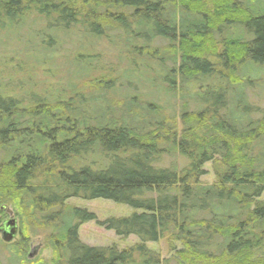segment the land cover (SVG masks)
<instances>
[{"label":"trees","instance_id":"trees-1","mask_svg":"<svg viewBox=\"0 0 264 264\" xmlns=\"http://www.w3.org/2000/svg\"><path fill=\"white\" fill-rule=\"evenodd\" d=\"M211 3L202 13L196 10L203 0H0V23L35 10L51 18L49 28L80 24L89 35L119 37L134 57L131 65L161 71L165 62L174 64L162 82L170 93L179 89L182 122L179 133L176 116L158 102L114 100L109 91L116 80L108 75L73 84L62 105L39 99L45 110H21L0 89V223L3 207L12 205L22 235L7 244L9 264H185L195 258L264 264L256 259L264 249V108L248 93L254 79L264 81V0ZM215 30L224 46L217 68L209 58L216 54ZM155 39L167 44L152 47ZM209 43L215 44L210 51ZM190 79L197 83L192 94ZM88 154L89 162L80 164ZM164 155L179 156L182 166H160ZM208 162L214 163L212 184L201 180ZM73 197L134 209L99 223L139 243L123 250L83 243L80 225L97 217L68 205ZM41 227H50V261L27 257L26 244ZM165 238L181 247L161 259L147 243Z\"/></svg>","mask_w":264,"mask_h":264},{"label":"rangeland","instance_id":"rangeland-1","mask_svg":"<svg viewBox=\"0 0 264 264\" xmlns=\"http://www.w3.org/2000/svg\"><path fill=\"white\" fill-rule=\"evenodd\" d=\"M206 1L208 3L203 0V4L206 3L205 6L199 4L200 8L196 10L197 12L203 13L206 9H213L211 0ZM240 1L244 2L245 0ZM50 19L45 15L38 14L35 10H29L23 18L12 24L9 22L0 23V89L5 94L4 96L18 99L21 110L33 109L37 111L39 108L45 110L49 107L45 105L39 107V103L36 102L44 98V101L46 99L48 101L58 100L60 101L59 104L62 105L63 101H68L73 96L68 89L73 84L78 86L81 85L80 81L83 79L91 78L95 80L103 75H108L109 78L116 80L115 85L109 91V95L113 96L114 100L122 101L127 97H135L139 99L138 101L158 102L165 107L168 112L166 115L176 116L179 125L178 131L179 133L182 132V122L179 116L181 100L179 95H177L179 89L176 93H170L167 91L168 84L162 82L164 75H166V67L173 68L174 64L165 62V68L161 71L155 66H152V70H149L141 62L131 65L134 57L128 53L125 42L119 37L110 38L89 35L80 24L66 29L59 27L49 28ZM212 32L216 42H218L220 35L216 30ZM34 33L42 34L44 37L34 35ZM249 37V35H246L247 39ZM49 41L52 42L49 45L50 48L47 47ZM166 44L167 42L163 40L155 39L152 47ZM206 45L209 51L213 47L210 43ZM215 46L216 54L210 55L209 58L213 65L216 66L217 64V68L221 65L218 55L223 51L224 46L220 41ZM260 74L261 72L259 74L254 72L253 77L257 78ZM261 76L264 77V70ZM253 81L252 90L248 89L250 98L253 103L264 108V85H261V87L258 84H264V81L261 79H254ZM199 82L211 85L218 84V81L215 80L214 82V79H201V81L199 79ZM192 84L195 86H192ZM184 86L186 85L182 84V87ZM187 86L190 89V91H187L189 94L197 90V83H193L192 80ZM190 100L192 101V99ZM191 101H188L190 108L195 109ZM4 156L5 154H0V160ZM91 157L92 155L88 154L80 158L78 162L80 164L87 163ZM173 162L178 167L182 166V158L177 155L171 158L164 155L160 166L168 167ZM213 164V162H208L204 166L205 174L201 180L205 183L212 184L216 180ZM260 200L264 202V194ZM67 204L86 209L97 217V219L80 225L79 237L83 243L94 247H117L119 250L128 249L139 243V239L136 236L131 235L123 238L99 223V221H105L110 217L130 215L135 211L131 207L102 198L87 200L73 197L67 200ZM7 207L13 210L12 205ZM5 215L1 223L10 218L8 212ZM15 215L16 213L14 212L18 225L17 229H19V217ZM48 230H50V227L46 229L41 227L39 233L36 235L31 234V238L26 244V253L30 260L43 258V260L50 261L53 259L52 250L47 244ZM0 238L2 239L1 232ZM21 239L22 235L20 230H18L16 236L5 243L6 246H0L2 264H9V260L13 257V252L10 250L11 247L8 245L19 243ZM147 246L155 251L161 259L173 257L175 255L174 248L181 247L180 243H174L167 238L157 242H148ZM256 259L264 260V249L257 251ZM209 262L211 261L195 258L184 263L205 264Z\"/></svg>","mask_w":264,"mask_h":264},{"label":"water","instance_id":"water-1","mask_svg":"<svg viewBox=\"0 0 264 264\" xmlns=\"http://www.w3.org/2000/svg\"><path fill=\"white\" fill-rule=\"evenodd\" d=\"M3 208H5L10 214V218L1 223L0 232L2 234L3 241L9 242L16 236L19 229H17V220L14 217L12 209L8 207Z\"/></svg>","mask_w":264,"mask_h":264}]
</instances>
